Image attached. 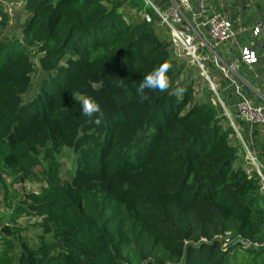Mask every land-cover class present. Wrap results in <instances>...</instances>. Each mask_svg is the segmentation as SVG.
I'll list each match as a JSON object with an SVG mask.
<instances>
[{
    "label": "trees",
    "instance_id": "trees-1",
    "mask_svg": "<svg viewBox=\"0 0 264 264\" xmlns=\"http://www.w3.org/2000/svg\"><path fill=\"white\" fill-rule=\"evenodd\" d=\"M22 1L18 36L0 2V171L23 182L37 157L46 165L39 193L5 200L40 218V233L32 242L2 227L0 264H264V246H253L264 243V189L226 94L197 84L199 69L175 54L152 8ZM34 57L43 76L33 86ZM163 63L168 89L142 99L135 87ZM81 95L100 104L98 124ZM63 150L74 156L65 178Z\"/></svg>",
    "mask_w": 264,
    "mask_h": 264
},
{
    "label": "built area",
    "instance_id": "built-area-1",
    "mask_svg": "<svg viewBox=\"0 0 264 264\" xmlns=\"http://www.w3.org/2000/svg\"><path fill=\"white\" fill-rule=\"evenodd\" d=\"M148 5L151 6L153 12L159 19L160 25L164 26L171 37L172 46L177 56L181 58H188L191 60V64H194L199 70H203L205 58L199 53V49L195 45V36L198 38L200 47L207 49L214 56L212 62H219L217 57V50L223 48L228 42L236 41L237 32L234 30L227 15L222 11H215L211 8L207 0H174L171 1L166 9H159L152 5L148 0H145ZM3 3L5 12L9 15V18L14 17L13 12L7 11V7L14 4H18L20 7L22 0H0ZM211 10L212 15L208 17V12ZM146 17V16H145ZM149 21V18L146 17ZM202 20V22H200ZM200 27H204L206 30L207 38H201L198 36V30ZM258 28L254 29V34H257ZM255 62L254 54L250 49L242 48L240 50L239 60L232 62L227 67L222 65L220 69L225 68L227 73L234 75L240 68V63L251 65ZM205 78L209 80L206 72H204ZM213 85V83H210ZM216 88V86H215ZM216 92V90L214 91ZM217 95V94H216ZM221 103V102H220ZM226 117L228 118L231 127L236 132L238 139L241 142L243 151L245 153V160L248 164L254 166L257 174L260 176L262 186L264 189V176L261 174L259 166L256 164V158L249 146L242 140L239 131V124L253 128L255 126H264V104L255 105L250 99L242 97L236 104V118L232 117L228 110L221 103ZM248 172V171H246ZM223 243V247L229 243L227 238ZM254 247L259 248L264 246V243L253 244Z\"/></svg>",
    "mask_w": 264,
    "mask_h": 264
},
{
    "label": "crops",
    "instance_id": "crops-1",
    "mask_svg": "<svg viewBox=\"0 0 264 264\" xmlns=\"http://www.w3.org/2000/svg\"><path fill=\"white\" fill-rule=\"evenodd\" d=\"M148 1L152 5L163 10L174 0ZM219 1L220 0H207V3L211 8H215V11H222L225 13L234 30L237 32L236 41L230 42L233 44H231L233 47L237 48V52L232 49L233 47L225 45L220 49V54L216 53L219 63L227 67L232 62L239 60L240 50L242 48L250 49L255 58V62L249 66L240 64L238 72L234 75H230L227 72L222 73L223 78L221 79L224 81L219 88L221 93L223 92L226 94L224 103L230 115L235 119L237 116L236 104L242 97L250 99L258 106L264 104V0H256L257 4H255V1L252 2V0H249L252 2L250 5L253 7L252 12L254 15L253 19L249 22L244 21L242 17H240V19L236 17L238 13L236 10L238 8L236 2L238 0H222V3ZM242 3L241 7L248 10L249 8L246 1L242 0ZM208 12H211V10ZM200 22H202V20H200ZM255 28H258L257 34H254ZM198 36L207 38L204 27L199 28ZM250 38L254 39L255 42L249 41ZM196 39L198 38L195 36V40ZM236 120L238 121L237 118ZM238 126L242 140L249 146L256 158V164L264 172V126L249 128L239 123Z\"/></svg>",
    "mask_w": 264,
    "mask_h": 264
},
{
    "label": "rangeland",
    "instance_id": "rangeland-1",
    "mask_svg": "<svg viewBox=\"0 0 264 264\" xmlns=\"http://www.w3.org/2000/svg\"><path fill=\"white\" fill-rule=\"evenodd\" d=\"M145 3L146 1L143 0ZM154 1V0H153ZM246 4L248 5V10L243 9L242 6V0H238L236 9L238 11L236 17L240 19L242 17L244 21H251L253 19V7L250 5L252 2L249 0H245ZM222 3V0L219 1ZM228 2V1H227ZM226 2V3H227ZM147 6H149L146 3ZM150 7V6H149ZM227 7V6H226ZM151 8V7H150ZM7 11L13 12V19H12V25L9 26V31L14 36H18L20 33L19 23L23 22L27 18V13L24 9V3L21 2L20 7L18 4H14L12 6L7 7ZM161 31H164L162 27L159 28ZM246 37V36H245ZM248 37V36H247ZM249 41L255 42L254 39L250 38ZM195 45L199 49V53H201V56L205 58L204 62V68L203 70H199V73L202 75V80L198 81L197 84H203L210 88L212 91L217 90L215 88L216 85L223 83L222 73L227 71L225 68L220 69L222 65L219 62L214 63L213 62V68L216 69L214 72H207L208 64L211 63L214 56L211 52H209L207 49H202L200 47L199 41H194ZM244 43V41H243ZM232 43L228 42L226 46L233 47L231 45ZM237 52V48L233 47ZM217 53L220 54L221 51L217 50ZM191 62V60H189ZM33 63L35 66L34 73L32 74V84L33 86L37 84L40 77L43 76L42 72L39 70L37 66V58H33ZM209 69V68H208ZM204 72L209 74V80L205 78ZM214 77V78H211ZM210 83H213L214 87L210 85ZM217 87V86H216ZM33 93V89L29 92V96ZM27 96H25L26 99ZM221 98V96H220ZM73 154L69 150H63L60 156L58 157V162L61 164L62 168V174L65 178V174H67V171L71 169L72 161H73ZM37 164L31 169V174L27 179H25L23 182H20L19 178L21 177V174L18 176H15L12 172L8 171H0V230L2 227H7L11 231H16L18 235H20L22 238H28L30 241L34 242L36 235L40 233V229L37 227L38 224L41 222L40 218H36L33 216H27L25 214L16 215L12 209H8L5 206L6 201L12 205L18 204L20 200H23V196L28 195L29 193H39L40 188L44 185L42 182L43 179V172H44V166L46 165L45 156L42 154L41 156L36 158ZM6 200V201H5ZM3 237L1 236L0 232V250L3 248ZM15 242V241H14Z\"/></svg>",
    "mask_w": 264,
    "mask_h": 264
},
{
    "label": "clouds",
    "instance_id": "clouds-1",
    "mask_svg": "<svg viewBox=\"0 0 264 264\" xmlns=\"http://www.w3.org/2000/svg\"><path fill=\"white\" fill-rule=\"evenodd\" d=\"M168 63H163L160 66L154 68L150 73L143 76V79L135 87L137 95L142 99L146 98V90H159L165 91L169 87L168 71L170 69ZM122 86V81L120 82ZM80 111L82 115L88 118L89 122L99 123L103 117V111L97 101L87 95H81L79 97Z\"/></svg>",
    "mask_w": 264,
    "mask_h": 264
},
{
    "label": "water",
    "instance_id": "water-1",
    "mask_svg": "<svg viewBox=\"0 0 264 264\" xmlns=\"http://www.w3.org/2000/svg\"><path fill=\"white\" fill-rule=\"evenodd\" d=\"M211 15H212V12H210V13L208 14V17L211 16ZM236 244H241L242 246H246V245H247V242H245V241H243V240H241V239H238V240H236V241L233 243V245H236Z\"/></svg>",
    "mask_w": 264,
    "mask_h": 264
}]
</instances>
